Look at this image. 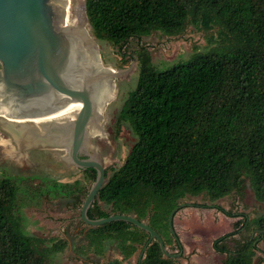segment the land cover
Masks as SVG:
<instances>
[{
    "label": "trees",
    "instance_id": "16d2710c",
    "mask_svg": "<svg viewBox=\"0 0 264 264\" xmlns=\"http://www.w3.org/2000/svg\"><path fill=\"white\" fill-rule=\"evenodd\" d=\"M85 7L93 39L119 51L132 39L155 33L180 37L190 28L206 42L202 51L163 70L152 64L145 48L136 51V85L115 122V136L127 125L135 142L87 217L133 216L165 246L173 240L168 217L178 206L186 208L182 202L188 197L214 205L231 195L241 198L248 184L264 205V0H85ZM129 63L121 60L119 69ZM42 183L0 180V264H50L64 250L65 241L50 245L25 232L21 208L41 196L77 202L81 186L78 181ZM214 208L227 218L238 217ZM242 217L212 244L225 254L222 264H253L255 243L264 241V214L250 221ZM242 231L256 237L229 251L227 241ZM84 239L96 254L111 245L122 260L138 252L136 264L176 263L163 257L157 241L140 259L149 235L128 223L89 228Z\"/></svg>",
    "mask_w": 264,
    "mask_h": 264
},
{
    "label": "water",
    "instance_id": "95a60500",
    "mask_svg": "<svg viewBox=\"0 0 264 264\" xmlns=\"http://www.w3.org/2000/svg\"><path fill=\"white\" fill-rule=\"evenodd\" d=\"M82 12L79 24L69 0H0V128L20 150H64L63 161L95 172L80 208L81 222L89 228L131 224L149 235L140 259L147 246L157 241L163 257L176 260L183 251L173 221L185 205L168 217L177 254L168 253L160 236L133 216L87 217L108 178L89 141L100 133L115 93L114 80L124 71L103 65L98 46L86 30L90 26L85 0ZM79 154L86 158L80 159Z\"/></svg>",
    "mask_w": 264,
    "mask_h": 264
},
{
    "label": "rangeland",
    "instance_id": "374dc122",
    "mask_svg": "<svg viewBox=\"0 0 264 264\" xmlns=\"http://www.w3.org/2000/svg\"><path fill=\"white\" fill-rule=\"evenodd\" d=\"M89 36L92 37L90 31ZM95 42L103 65L116 72L124 71L114 80L115 93L105 109L100 135L89 141V147L106 168L109 177L123 164L135 142V137L127 125H122L119 134L115 136V122L127 94L136 85L138 72L136 51L145 48L150 54L152 64L158 70H163L179 61L187 60L194 51H202L206 42L202 38V33L191 28L180 37H167L155 33L141 40L132 39L122 51L107 43ZM121 60L130 63L119 69ZM65 155L64 150H20L12 145L10 136L0 128V180L9 179L16 182L18 179H29L35 186H43L42 182L48 181L62 184H73L78 181L81 186L77 202L72 198L41 196L35 203L24 204L21 212L25 232L50 242V245L59 241L66 242L64 250L56 253L50 264H136L138 252L128 260H122L120 251L115 246H107L102 254H96L86 246L84 233L89 227L81 222L79 217L81 205L93 180L83 177L77 168L63 161ZM20 198L22 201V196ZM98 204L101 210L107 211L102 203ZM182 204L188 206L181 209L173 221L174 231L183 251L175 264H222L225 254L216 253L212 247L213 242L231 233L233 225L241 221L242 216L250 221L264 214V205L256 202L248 184L241 198L231 195L211 205L203 197H188ZM206 206L209 208H203ZM214 207L238 217L227 218ZM240 233L227 241L229 251H233L238 243L242 244L247 239L252 240L256 237L255 232ZM255 245L257 251L253 264H264L261 260L264 241L258 240ZM165 247L170 254L178 253V247L173 240Z\"/></svg>",
    "mask_w": 264,
    "mask_h": 264
},
{
    "label": "bare ground",
    "instance_id": "6f19581e",
    "mask_svg": "<svg viewBox=\"0 0 264 264\" xmlns=\"http://www.w3.org/2000/svg\"><path fill=\"white\" fill-rule=\"evenodd\" d=\"M69 2H70V9H71V13H72L73 17L76 19V21L79 24H82V16H83V14H82L83 13L82 12V0H73V2H74L73 6H72V0H69ZM86 30L89 33V29L87 27H86ZM99 135H100V133L97 136H99ZM101 135H103V134H101Z\"/></svg>",
    "mask_w": 264,
    "mask_h": 264
},
{
    "label": "flooded vegetation",
    "instance_id": "af4514ba",
    "mask_svg": "<svg viewBox=\"0 0 264 264\" xmlns=\"http://www.w3.org/2000/svg\"><path fill=\"white\" fill-rule=\"evenodd\" d=\"M78 157L80 159H83V158L85 159L86 158V156L83 155V154H81V155L79 154ZM79 171L81 172V174L83 175V177L84 176L86 177L87 175H92L93 173L95 175V172L93 170H90V169H87V170H79ZM105 174H106V177H108V172H107L106 168H105ZM178 251H179V249H178Z\"/></svg>",
    "mask_w": 264,
    "mask_h": 264
}]
</instances>
